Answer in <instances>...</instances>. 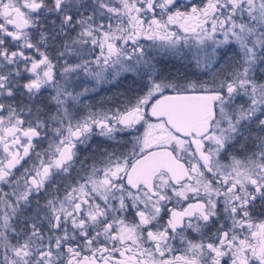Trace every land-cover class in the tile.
I'll return each mask as SVG.
<instances>
[{
	"label": "snow or ice",
	"instance_id": "snow-or-ice-1",
	"mask_svg": "<svg viewBox=\"0 0 264 264\" xmlns=\"http://www.w3.org/2000/svg\"><path fill=\"white\" fill-rule=\"evenodd\" d=\"M0 264H264V0H0Z\"/></svg>",
	"mask_w": 264,
	"mask_h": 264
},
{
	"label": "trees",
	"instance_id": "trees-1",
	"mask_svg": "<svg viewBox=\"0 0 264 264\" xmlns=\"http://www.w3.org/2000/svg\"><path fill=\"white\" fill-rule=\"evenodd\" d=\"M175 67H179L178 64H176V62L172 63ZM109 86L108 85H104L102 88H98L97 93H90L89 94V102L91 103H95L96 101H99L102 97H105L106 95H109L110 92H106L104 89H108Z\"/></svg>",
	"mask_w": 264,
	"mask_h": 264
},
{
	"label": "flooded vegetation",
	"instance_id": "flooded-vegetation-1",
	"mask_svg": "<svg viewBox=\"0 0 264 264\" xmlns=\"http://www.w3.org/2000/svg\"><path fill=\"white\" fill-rule=\"evenodd\" d=\"M22 75L26 77L28 74L27 73H23ZM97 139H99V138H97ZM83 155L84 154L82 153L81 159H83ZM89 163H91V160L89 161ZM129 219H131V214H129ZM190 235H192L194 238H198V237H196V234H194V233H192ZM173 246L176 249V251L174 253H172V255H179L180 251H181V248H182V246L180 245V242L178 240L177 241H173ZM168 257H169V254L166 253L165 254V258H168Z\"/></svg>",
	"mask_w": 264,
	"mask_h": 264
},
{
	"label": "rangeland",
	"instance_id": "rangeland-1",
	"mask_svg": "<svg viewBox=\"0 0 264 264\" xmlns=\"http://www.w3.org/2000/svg\"><path fill=\"white\" fill-rule=\"evenodd\" d=\"M173 62H175V61H171V63H173Z\"/></svg>",
	"mask_w": 264,
	"mask_h": 264
}]
</instances>
